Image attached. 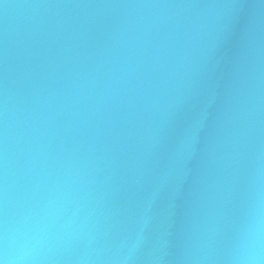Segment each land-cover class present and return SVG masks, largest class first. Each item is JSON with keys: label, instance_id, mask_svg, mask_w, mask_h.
Segmentation results:
<instances>
[{"label": "water", "instance_id": "1", "mask_svg": "<svg viewBox=\"0 0 264 264\" xmlns=\"http://www.w3.org/2000/svg\"><path fill=\"white\" fill-rule=\"evenodd\" d=\"M58 196L37 264H233L264 223V0H0V245Z\"/></svg>", "mask_w": 264, "mask_h": 264}, {"label": "clouds", "instance_id": "2", "mask_svg": "<svg viewBox=\"0 0 264 264\" xmlns=\"http://www.w3.org/2000/svg\"><path fill=\"white\" fill-rule=\"evenodd\" d=\"M60 199L62 197L58 196L49 201L44 214L35 221L25 218L12 235L5 232L0 245V264H37L39 245L56 223ZM70 224L71 220L67 222ZM233 264H264V223L257 215L246 227L242 242L235 249Z\"/></svg>", "mask_w": 264, "mask_h": 264}]
</instances>
